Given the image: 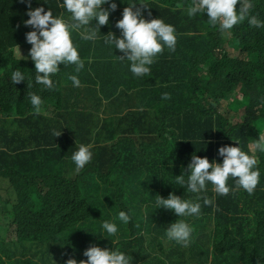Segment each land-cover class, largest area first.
Listing matches in <instances>:
<instances>
[{
	"label": "trees",
	"instance_id": "obj_1",
	"mask_svg": "<svg viewBox=\"0 0 264 264\" xmlns=\"http://www.w3.org/2000/svg\"><path fill=\"white\" fill-rule=\"evenodd\" d=\"M141 1L150 7L142 11L145 19L147 13L163 17L176 36L175 49L154 59L152 78L133 76L128 62L113 56L122 55L118 50L112 55L101 41L83 43L73 31L84 66L74 72L72 65H60L64 70L53 75L54 89L38 93L41 111L35 114L28 92L38 86L27 88L33 65L14 54L15 46L30 47L24 39L29 28L22 23L25 4L0 0V264L78 262L86 259L82 252L90 243L111 249L109 239L128 252L130 264H264V153L252 151L264 130V27L249 26L245 19L221 32L203 14L187 16L190 0H137V7ZM123 2L118 0L119 9L127 6ZM251 3L249 14L264 21V0ZM32 6L67 16L56 0H32ZM119 18L120 12L109 13L100 33L119 35L114 27ZM15 69L29 79L11 84L8 76ZM69 75L77 76L78 87ZM229 96L245 111L235 123L237 111H221ZM103 111L114 122L90 126L89 118L98 119ZM52 129L59 135L53 137ZM232 139L257 158L260 176L253 191H232L231 178L226 195L208 186L204 195L213 203L201 200L200 214L183 218L192 228L190 243L168 239L165 229L181 218L154 209L155 195L193 198L171 184L173 176L193 152L220 162L217 147L236 146ZM81 143L91 145L92 158L77 172L70 155ZM119 210L129 214L126 224L116 220ZM103 220L117 224L116 237L87 232ZM165 240L172 243L167 252ZM235 250L228 262L226 253Z\"/></svg>",
	"mask_w": 264,
	"mask_h": 264
},
{
	"label": "clouds",
	"instance_id": "obj_2",
	"mask_svg": "<svg viewBox=\"0 0 264 264\" xmlns=\"http://www.w3.org/2000/svg\"><path fill=\"white\" fill-rule=\"evenodd\" d=\"M188 1V0H185ZM25 4V14L27 19L22 21L29 31L24 33V39L30 47L27 55H21L18 47L15 46L14 54L17 60H30L33 65L31 78L19 69L11 70L9 80L11 84H17L26 81L27 88L38 86L37 92H28V101L35 114L41 111V95L38 94L44 90H53V75L58 71L64 70L63 66L72 65L74 72H79L84 66V61L78 54L77 47L73 44L77 40L73 31L78 32L83 43L90 41L95 43L101 41L108 51L113 55V50H118L122 55H113L117 60L128 62V70L135 77L147 76L150 72V66L153 64L156 56H160L175 49L176 36L174 27L163 17H149L145 19L142 11L148 7L145 1L136 6L137 0H127V6L119 9L118 0H56V4L61 8V12L67 13V16L53 15L50 8L45 9L42 6H32V0H20ZM124 3L123 0H120ZM252 3L251 0H190L186 6V14L189 18L203 14L211 26L221 32H229L234 25L245 21L249 26L256 28L264 27V21L258 19L255 15H250ZM60 12V13H61ZM120 18L115 21L114 27L119 31L115 35L109 31L102 35L99 31L100 26L109 23V13H119ZM93 55L90 58L92 61ZM96 60V58H95ZM59 65V66H58ZM73 87L80 84L76 75H69ZM161 98L167 100L169 94L161 93ZM98 119L90 117L94 121L103 123L106 120L113 121L106 113L97 112ZM114 122V121H113ZM60 131L51 130L53 137L59 135ZM236 146L222 145L216 149V155L221 157L220 162L213 159L211 162L206 157L197 156L194 152L191 154L186 167L180 166L179 175L173 176L171 184L180 186L184 192L194 194L193 198H182L172 192L166 197L155 195L152 202L154 209L171 210L176 217L165 229V235L168 239L187 246L190 243V234L192 228L185 221V217L198 216L201 209V200L203 205L207 206L213 203L205 191L210 190L217 195H226L230 191L227 181L231 178L233 185L231 190L243 189L251 194L258 183L260 170L256 168L257 158L250 155L240 147L239 140L232 139ZM252 151L264 153V136H258L252 142ZM92 158L91 145L81 143L76 146L70 155V160L75 166V171L81 170ZM116 220L126 224L129 220V214L124 210L116 213ZM92 234H99L100 237H116L117 224L111 220L100 222L99 228L95 231H87ZM113 245L100 247L95 243H90L82 255L84 260L76 261L67 259L64 264H130L132 257L128 252L115 247V240L109 239ZM237 251H229L225 257L228 262L235 257Z\"/></svg>",
	"mask_w": 264,
	"mask_h": 264
},
{
	"label": "rangeland",
	"instance_id": "obj_3",
	"mask_svg": "<svg viewBox=\"0 0 264 264\" xmlns=\"http://www.w3.org/2000/svg\"><path fill=\"white\" fill-rule=\"evenodd\" d=\"M161 5L162 6H165V4L164 3H161ZM20 51V53H21V55H27V51H25V50H19ZM231 51V50H230ZM235 53L237 54V56H242V53H240V51H238V50H236L235 51ZM156 60L158 59L159 60V58H158V56H156V58H155ZM88 60V59H87ZM154 64V63H153ZM153 64L150 66V72H149V74L147 75V76H141V77H143V79L145 80V81H149L150 80V78H152V76L154 75V73H152V71L154 70L153 69ZM59 66V65H58ZM155 68H159V63H157L156 62V64H155ZM127 93H129V90L127 89V91H126ZM231 99H228L227 97L224 99V101H223V103L221 104V106L223 107V109L221 110V111H223L224 110V114H225V112L226 113H228L229 111H228V108L231 110V111H237V115H240V116H237L236 118H234L233 119V122L235 123V122H238V121H240V119H238V118H240L241 117V115H242V113H244L245 111L243 110V106H242V104H238V102H237V99L236 98H234V96H229ZM104 103H109L110 104V102L109 101H107V100H102ZM228 107V108H227ZM262 136H264V130H263V135ZM1 235H3L2 234V232H0V238H1ZM172 247V243H170V241L169 240H165L164 241V252H167L170 248Z\"/></svg>",
	"mask_w": 264,
	"mask_h": 264
},
{
	"label": "crops",
	"instance_id": "obj_4",
	"mask_svg": "<svg viewBox=\"0 0 264 264\" xmlns=\"http://www.w3.org/2000/svg\"><path fill=\"white\" fill-rule=\"evenodd\" d=\"M101 34L106 35L107 33H101ZM98 42H99V40L97 41L96 45H98ZM93 78H94V86L99 87L100 86V78H99V71L97 70V62L95 63V72L93 73ZM102 105L104 107V104H102ZM91 121L92 120L89 118L88 123H90Z\"/></svg>",
	"mask_w": 264,
	"mask_h": 264
}]
</instances>
